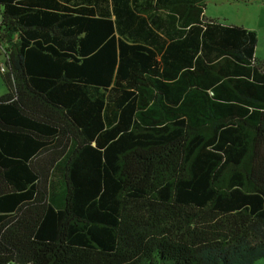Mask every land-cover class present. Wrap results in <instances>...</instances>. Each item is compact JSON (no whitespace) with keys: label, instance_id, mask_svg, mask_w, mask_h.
<instances>
[{"label":"trees","instance_id":"obj_1","mask_svg":"<svg viewBox=\"0 0 264 264\" xmlns=\"http://www.w3.org/2000/svg\"><path fill=\"white\" fill-rule=\"evenodd\" d=\"M205 5L0 0V264L264 258V61Z\"/></svg>","mask_w":264,"mask_h":264},{"label":"rangeland","instance_id":"obj_2","mask_svg":"<svg viewBox=\"0 0 264 264\" xmlns=\"http://www.w3.org/2000/svg\"><path fill=\"white\" fill-rule=\"evenodd\" d=\"M205 15L223 24L254 29L258 36L255 54L258 60H264V0H207ZM4 59V49L0 46V61L4 62ZM1 68L5 69L4 66ZM6 91L0 71V96ZM255 264H264V258Z\"/></svg>","mask_w":264,"mask_h":264},{"label":"crops","instance_id":"obj_3","mask_svg":"<svg viewBox=\"0 0 264 264\" xmlns=\"http://www.w3.org/2000/svg\"><path fill=\"white\" fill-rule=\"evenodd\" d=\"M207 1V0H206ZM160 12H162V13H166L164 10H160ZM205 13V12H204ZM206 16V15H205ZM207 18V17H206ZM207 19H211V18H207ZM247 28V27H246ZM249 29H251V28H249ZM251 30H254V29H251ZM255 31V30H254ZM264 61V60H263Z\"/></svg>","mask_w":264,"mask_h":264},{"label":"built area","instance_id":"obj_4","mask_svg":"<svg viewBox=\"0 0 264 264\" xmlns=\"http://www.w3.org/2000/svg\"><path fill=\"white\" fill-rule=\"evenodd\" d=\"M2 67V66H1ZM3 70V68H1Z\"/></svg>","mask_w":264,"mask_h":264}]
</instances>
